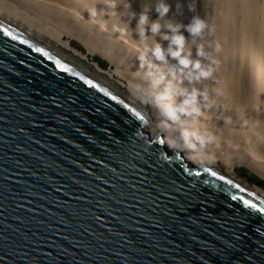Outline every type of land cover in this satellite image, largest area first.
Listing matches in <instances>:
<instances>
[{
    "label": "water",
    "instance_id": "95a60500",
    "mask_svg": "<svg viewBox=\"0 0 264 264\" xmlns=\"http://www.w3.org/2000/svg\"><path fill=\"white\" fill-rule=\"evenodd\" d=\"M151 98L0 0V264H264V187L151 137Z\"/></svg>",
    "mask_w": 264,
    "mask_h": 264
},
{
    "label": "bare ground",
    "instance_id": "6f19581e",
    "mask_svg": "<svg viewBox=\"0 0 264 264\" xmlns=\"http://www.w3.org/2000/svg\"><path fill=\"white\" fill-rule=\"evenodd\" d=\"M16 1L49 29L65 26L68 39L147 90L152 96L147 133L164 134L171 152H182L195 167L220 163L230 175L238 163L264 178V0ZM161 4L169 11L158 19ZM141 14L147 22L138 26ZM193 17L206 27L197 35L181 27L184 51L199 60L200 70L211 69L207 77L197 78L170 59L158 62L151 52L156 42L167 49L169 41L161 37L171 35L169 24L188 25ZM157 19L161 29L154 36L148 27ZM193 90L191 107L197 111L169 115Z\"/></svg>",
    "mask_w": 264,
    "mask_h": 264
},
{
    "label": "clouds",
    "instance_id": "9594fccd",
    "mask_svg": "<svg viewBox=\"0 0 264 264\" xmlns=\"http://www.w3.org/2000/svg\"><path fill=\"white\" fill-rule=\"evenodd\" d=\"M158 13V19L162 16H165L168 11L169 7L165 4H161L157 9ZM152 21L150 23V26L148 27V31L152 33L154 36L158 33H160L161 25L157 22L158 21ZM147 22V16L144 14H141L137 20L138 26L145 25ZM181 27H184L185 31H187L190 35H197L199 34L205 27V23L203 20H201L198 17H193L192 21L188 25H176L173 26L169 24L167 26V31L171 33V35H162V39L168 40L169 45L167 49H162L161 45L159 43H155L154 47L152 48V56L154 59L158 62H166V60H173L175 61L178 65H180L181 70L183 69H189L193 72L198 73V77H207L211 73V69L209 68L208 71H202L201 65L199 60L193 61L190 59L191 57V52L185 53L184 51V44H185V37L180 33ZM141 34H143V29H141ZM165 51L167 52V57L165 56ZM203 53L200 51L198 48L196 51V56L199 57ZM196 91L193 90V92L183 100L182 105L175 108V109H169V115L175 117V114L177 112H184L185 108H190L192 112H196L197 109L195 107H191L196 104Z\"/></svg>",
    "mask_w": 264,
    "mask_h": 264
},
{
    "label": "rangeland",
    "instance_id": "374dc122",
    "mask_svg": "<svg viewBox=\"0 0 264 264\" xmlns=\"http://www.w3.org/2000/svg\"><path fill=\"white\" fill-rule=\"evenodd\" d=\"M6 1H8L9 3H11V4H13V5H15V6L18 7V5H17V1H16V0H6ZM67 30H68V29H67L65 26H63V25H59L56 29H54V31H56V32H58L59 34L65 36L66 38H67V36L69 35V32H68ZM73 38H75V37H73ZM75 39H76V38H75ZM71 41H73V42L76 43L78 46H80L81 48H83L82 45H81V43H79L78 41L73 40V39H72ZM83 49H84V48H83ZM93 56H94L95 58H99V59H102V60H104V61L107 62V60H105V58L102 57L100 54H94ZM107 64H109V63L107 62ZM234 169H235V172L238 171L239 169L246 170L248 173H251V174L254 175L256 178H258L259 180H261L262 182H264V178H263L262 176L256 174L255 172H253L252 170H250L248 167L244 166L243 164L235 163V164H234Z\"/></svg>",
    "mask_w": 264,
    "mask_h": 264
},
{
    "label": "trees",
    "instance_id": "16d2710c",
    "mask_svg": "<svg viewBox=\"0 0 264 264\" xmlns=\"http://www.w3.org/2000/svg\"><path fill=\"white\" fill-rule=\"evenodd\" d=\"M96 61L100 64L101 67H106L107 66V62L96 58ZM246 177H250V180L254 181L256 184L264 187V182H262L261 180H259L258 178H256L254 175H252L251 173H246Z\"/></svg>",
    "mask_w": 264,
    "mask_h": 264
}]
</instances>
